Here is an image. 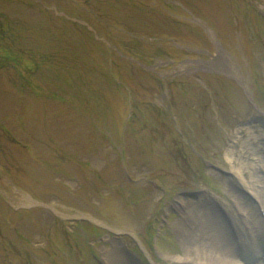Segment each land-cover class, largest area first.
I'll list each match as a JSON object with an SVG mask.
<instances>
[{
    "label": "rangeland",
    "instance_id": "rangeland-1",
    "mask_svg": "<svg viewBox=\"0 0 264 264\" xmlns=\"http://www.w3.org/2000/svg\"><path fill=\"white\" fill-rule=\"evenodd\" d=\"M256 153L264 0H0V264H173Z\"/></svg>",
    "mask_w": 264,
    "mask_h": 264
},
{
    "label": "bare ground",
    "instance_id": "bare-ground-1",
    "mask_svg": "<svg viewBox=\"0 0 264 264\" xmlns=\"http://www.w3.org/2000/svg\"><path fill=\"white\" fill-rule=\"evenodd\" d=\"M232 151L228 156L234 161L236 156ZM255 158L251 160L252 165L264 167V156L256 153ZM245 165H234L236 175L245 178ZM251 179V182L246 181V188L264 206V177L255 172ZM231 195L237 201L238 212L245 214L242 215V218H246L243 232L239 228L238 231H229L222 213L207 203V198H200L197 204L185 203V198L180 199L183 202L181 206L187 211V215H184L185 225L180 230L184 253L179 258H173V264H264V220L260 214L250 213L252 208L244 204L246 200L242 190H234ZM104 258V264H138L120 242H115L111 249L105 251Z\"/></svg>",
    "mask_w": 264,
    "mask_h": 264
}]
</instances>
